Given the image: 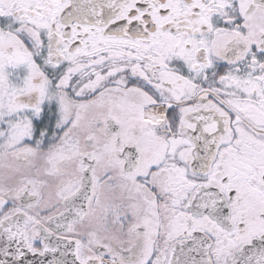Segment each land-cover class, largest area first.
Here are the masks:
<instances>
[{"label":"snow or ice","instance_id":"6c2138e0","mask_svg":"<svg viewBox=\"0 0 264 264\" xmlns=\"http://www.w3.org/2000/svg\"><path fill=\"white\" fill-rule=\"evenodd\" d=\"M0 264H264V0H0Z\"/></svg>","mask_w":264,"mask_h":264}]
</instances>
